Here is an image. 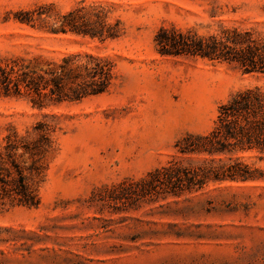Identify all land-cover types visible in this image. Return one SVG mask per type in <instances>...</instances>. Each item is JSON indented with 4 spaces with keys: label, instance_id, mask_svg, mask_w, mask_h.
<instances>
[{
    "label": "rangeland",
    "instance_id": "obj_1",
    "mask_svg": "<svg viewBox=\"0 0 264 264\" xmlns=\"http://www.w3.org/2000/svg\"><path fill=\"white\" fill-rule=\"evenodd\" d=\"M101 6L123 34L113 41L51 35L16 14L50 6L62 15ZM248 30L264 41V0H0V65L30 68L72 54L114 65L108 92L39 109L27 97L0 96V143L53 121L36 209L0 207V264H264V180L210 186L137 209L100 211L88 203L104 187L137 180L176 153L186 133H205L217 108L242 90H264L263 74L193 57H161L160 28L215 33ZM264 169V160H250ZM8 230V232L3 231Z\"/></svg>",
    "mask_w": 264,
    "mask_h": 264
},
{
    "label": "trees",
    "instance_id": "obj_2",
    "mask_svg": "<svg viewBox=\"0 0 264 264\" xmlns=\"http://www.w3.org/2000/svg\"><path fill=\"white\" fill-rule=\"evenodd\" d=\"M21 24L36 22L51 35L71 34L113 41L123 34L119 20L109 23L101 6L80 3L65 14L40 6L16 14ZM161 57H193L223 63L244 74L264 75V41L248 30L219 26L215 33L160 28L153 38ZM114 65L91 54H72L45 67L30 68L23 59L0 65V96L27 97L39 109L79 103L102 95L114 81ZM59 130L51 120L36 122L22 133L10 129L0 143V207L36 209L43 160L52 150ZM176 153L163 165L134 180L124 179L94 193L88 203L100 211H128L205 191L210 186L264 180V169L251 163L264 160V90L248 88L220 104L205 133H186L174 145ZM8 232V230H3ZM0 242L7 240L0 239Z\"/></svg>",
    "mask_w": 264,
    "mask_h": 264
}]
</instances>
